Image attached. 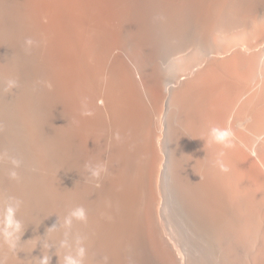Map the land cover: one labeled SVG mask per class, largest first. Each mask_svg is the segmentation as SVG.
I'll use <instances>...</instances> for the list:
<instances>
[{
    "label": "bare ground",
    "instance_id": "bare-ground-1",
    "mask_svg": "<svg viewBox=\"0 0 264 264\" xmlns=\"http://www.w3.org/2000/svg\"><path fill=\"white\" fill-rule=\"evenodd\" d=\"M68 255L264 264V0H0V264Z\"/></svg>",
    "mask_w": 264,
    "mask_h": 264
},
{
    "label": "clouds",
    "instance_id": "clouds-1",
    "mask_svg": "<svg viewBox=\"0 0 264 264\" xmlns=\"http://www.w3.org/2000/svg\"><path fill=\"white\" fill-rule=\"evenodd\" d=\"M27 44L31 45L32 44V40L29 39L26 41ZM8 88H12V87H15L16 86V81L15 80H9L8 82ZM51 85H49L50 87ZM211 138L216 141V142H219L220 141V137L216 135V129L213 128L211 130ZM9 160H10V163L13 165V169L15 168H18L20 165H21V161L16 159L15 157H9ZM93 175H98L99 172L98 171H93L92 173ZM10 175L13 179L17 178V172L15 170H12L10 172ZM19 205V201H16V207H18ZM14 208L12 206L9 207L8 209V216L6 217L5 219V229H4V235L6 237V239H9V242H10V245L12 247H14V242L11 240L12 237H14L15 233L18 232L20 230V223L19 221L15 220L14 217L12 216V213L14 212ZM71 216H74L76 218H83L84 216V213H83V209H77V210H74L72 213H71ZM68 223L70 224L71 223V219L68 220ZM9 229H11V232L9 231ZM78 255L80 257L83 256V249H80L79 250V253ZM65 261H66V264H81V261L80 259L78 258H73V256L71 255H68L65 257ZM41 264H47V258H42L41 259Z\"/></svg>",
    "mask_w": 264,
    "mask_h": 264
}]
</instances>
